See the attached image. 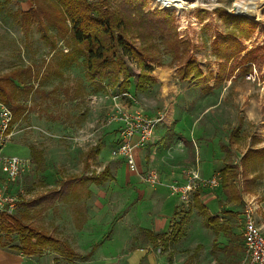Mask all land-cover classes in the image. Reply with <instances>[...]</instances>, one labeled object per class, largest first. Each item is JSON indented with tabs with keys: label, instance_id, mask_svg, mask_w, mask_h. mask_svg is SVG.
Segmentation results:
<instances>
[{
	"label": "rangeland",
	"instance_id": "rangeland-1",
	"mask_svg": "<svg viewBox=\"0 0 264 264\" xmlns=\"http://www.w3.org/2000/svg\"><path fill=\"white\" fill-rule=\"evenodd\" d=\"M236 2L252 3L255 0H183L182 4L171 3L172 6L169 7H164L159 0H149L145 10L164 8L174 13L175 30L171 31L170 36L165 40L156 37L157 56L161 64L149 63L152 66V75L158 71H167V84L164 85L158 79L159 81L149 86L146 91H135L134 84L139 68L133 61L123 57L132 76L129 89L126 93H121L106 80L103 82L106 86L105 90H95L94 85L86 79L85 67L81 59L69 67L57 70L58 61L63 53L70 50L67 44L70 43L69 34L60 35L49 27L47 36L55 39L52 46L41 37L44 30L35 18H31L26 24L21 17L22 14L20 15L22 11L31 9L39 14L38 17L43 25L48 26V20L62 24L63 22L56 19L63 13L52 0H0V44L3 53L8 57L3 59L4 64H0V75H8L14 72L15 68L26 70L28 58H32L31 67L36 77L27 81L33 86L31 94L20 99L22 104L30 106L29 111L14 122L13 134L2 149L4 155L25 157L29 160V169L23 173L24 175L10 182L13 184L12 188H19L18 196L22 198L37 196L46 188L57 186L61 175L84 171L86 160L84 152L98 140L103 142L106 151L89 162L86 172L101 171L108 162L114 179L108 180L105 185L99 187L87 182L82 184L85 188H155L148 184H140L139 167L138 173L131 172L124 164L125 161L116 159L119 157L113 158L111 155L121 125L116 121L108 122L116 105L127 111H141L149 116L154 113L163 114L167 108L174 107L177 114H185L183 123L190 125L192 136L196 133L200 138L199 141L203 143L208 140L214 144L223 142L231 148V158L235 161H239L248 148L264 146V5L259 9V18L254 17L257 26L250 37L241 38L243 49L236 57H231L225 62L216 58L213 53L214 37L216 33L224 32V24L214 15L199 18L195 14V10L199 7H226L228 12L233 11L232 6ZM67 30L66 27L64 31ZM172 38L189 43L190 53L197 58L200 69L206 76L215 74L223 65V71L228 77L224 75L219 85L208 92H205L204 84L178 80L176 69L182 60L172 59V56L164 50L166 43ZM132 41L138 47L142 46L137 37H133ZM29 50H32L31 56L27 53ZM20 52H26L28 56L25 55L26 53L21 55L23 58L20 56V59L22 58L23 63L15 67L9 62H17L19 58L17 53ZM248 52H253L254 59L246 61ZM245 67H248V70L243 74L242 69ZM53 71H58L59 76ZM47 72H51V75L49 73L47 75ZM15 77L13 76V79ZM211 78L217 77L211 75ZM208 83L211 85L212 80ZM237 127L239 144L230 147L227 145L229 135ZM29 145L35 146L44 156V161L39 163L38 169L33 166ZM218 151L220 155L223 154L222 150ZM259 169L264 175V169L260 167L256 172ZM249 172L254 173V170ZM133 177H135L134 181ZM246 189H253L255 193L244 195L247 198L243 206L246 202H250L255 206V221L258 210L259 216L264 219V210L261 208V204L264 207V188ZM134 203L135 201L130 203L134 208L132 214L130 208H125L115 214L116 219L124 216L126 220L130 217L137 220L138 206H136L137 202L136 205ZM187 206H184L180 212H187ZM241 208L242 205L239 207L240 213ZM62 213L68 212L64 210ZM55 216L56 212L52 210H48L44 215H35L36 221L41 224L37 225L42 228L43 224H52ZM241 216L239 215L235 220L239 225L232 229L238 235H242ZM256 224L264 234L262 226L257 221ZM131 229L135 232L133 226ZM212 237L211 233L209 239L206 234L200 237L203 244L201 248H194L192 236L177 242L174 245L173 255L175 264H243V253L222 251L218 249L219 247L213 249ZM138 243L139 241L136 240L134 245L137 246ZM218 244H224L219 237Z\"/></svg>",
	"mask_w": 264,
	"mask_h": 264
},
{
	"label": "trees",
	"instance_id": "trees-1",
	"mask_svg": "<svg viewBox=\"0 0 264 264\" xmlns=\"http://www.w3.org/2000/svg\"><path fill=\"white\" fill-rule=\"evenodd\" d=\"M52 1L63 13L61 17L56 19L63 22L62 24L48 20V26L43 25L38 17L39 14L31 9L22 13L21 17L25 23H29L31 18H35L44 30L41 37L51 45H54L55 39L47 36L49 27L60 35L69 34L68 40H70V43L67 44H69L70 50L63 53L62 58L58 61L57 70L62 67H69L81 59L85 67L86 79L94 85L95 90H105L106 86L103 82L106 80L108 84L116 87L119 92L126 93L131 85L130 78L132 76L130 69L123 61V57H127L139 68L134 84L135 91L144 92L149 86L157 83V79L151 73L152 66L149 63L161 64V60L157 56L156 37L165 40L170 36V32L175 30L173 12H168L164 8L145 10L149 0ZM195 14L199 18L214 15L224 24V32L216 33L213 40V53L216 58L223 59L224 62L240 53L243 49L241 38L248 39L257 26L256 21L243 15L231 14L226 7H199L195 10ZM66 27L68 32L64 31ZM133 37H137L142 46L138 47L132 41ZM164 50L172 56V59L182 60V63L176 69L178 80L204 84L205 92L211 91L219 85L225 75L223 65H221V70L218 69L215 74L211 73L206 76L200 69L197 58L190 53L187 41L172 38L166 43ZM252 54L253 52L246 54V61L254 59ZM247 70L248 67L243 68L242 73L244 74ZM14 73L19 74L20 71L16 72L14 70V72L9 73L12 76L9 74L0 75V102L11 111V125L24 111L22 104L15 102V100L26 95L33 88L32 84L27 85L26 81L14 80ZM211 75L217 78L213 79ZM210 80H212L211 85L208 83ZM11 125L7 132L11 129ZM237 131L238 127L229 135L227 145L230 147L239 144L238 138L240 136ZM221 146L226 151V155L229 156L231 153L230 148L226 145ZM101 148L102 143L100 141L88 148L84 152L86 159L84 171L79 176H68L67 180L61 181L59 189L50 190L32 200H19V208L12 213L0 212V241L7 239L9 242H17L16 250L25 255L37 253L45 248L59 250L62 246L70 257L81 258L70 251L56 236L40 229L37 224L30 220L29 209L39 205L38 213H40L45 205H50L56 199L58 200L61 196H64L67 188H71L74 183L81 185L90 180L97 184H103L109 176L108 168L104 167L102 171L93 173L90 176L84 174L88 167L89 158L96 155ZM30 154L34 156L32 160L34 167L37 166L38 168L39 162L35 158L40 157V151L30 148ZM258 167H264V146L248 148L241 155L238 163L227 162L223 164L218 170L220 175L219 184H221L227 203L242 205L241 192L254 184L256 180L254 175L249 177V171H255ZM193 205L201 213L204 226L212 229L215 233L212 248H218V237L222 233L227 241L220 250L238 254L244 252L245 257L243 237L232 231L234 226L239 225L235 220L240 215V211L224 210L221 217L213 216L200 205L197 194L193 196ZM186 219L185 215L179 217L178 220L172 223L168 232L155 234L147 231L146 235L154 246L162 248L163 246L173 245L184 237ZM240 225L242 227V224ZM240 238H242V242Z\"/></svg>",
	"mask_w": 264,
	"mask_h": 264
},
{
	"label": "crops",
	"instance_id": "crops-1",
	"mask_svg": "<svg viewBox=\"0 0 264 264\" xmlns=\"http://www.w3.org/2000/svg\"><path fill=\"white\" fill-rule=\"evenodd\" d=\"M27 11L28 9L22 11L20 15ZM2 50L3 47L0 44V64H4V58H8ZM25 53H17L19 57L18 61L9 63L18 67L17 64L23 63V56L21 55ZM27 53L31 56L32 50H29ZM27 53L25 54L26 56H28ZM20 56L22 57L21 59ZM28 59L29 63H27L26 70H22V68L20 70L14 69L16 72L20 71L19 74H15L14 80L21 79L26 81L27 85L31 84L28 83L29 79L34 80L36 78L35 71L31 67L33 59ZM48 73L51 75V72H47V75ZM53 73L59 76L58 71H53ZM153 75L157 78V81L160 80L164 85L167 84L166 70L158 71ZM32 89L26 95H30L33 91ZM23 96L17 98L15 102L22 104L20 99ZM22 106L24 108L23 114L18 116L15 122L29 111L30 106L28 107L24 104ZM159 114L161 113H154L150 116ZM161 115L163 116V120L156 125L151 141L144 148L135 150V158L140 172L148 168L157 170L161 183L154 186L155 188H85L83 185L87 182L99 187L105 185L108 180L114 179L110 164L107 162L104 167L108 168L109 176L103 184H97L90 180L85 181L83 185L81 184L82 186L79 183H74L71 188H67L64 196H61L58 200L56 199L50 205H45L43 211L40 213H38L39 205L33 209H29L30 220L35 224H40L36 221L35 215H44L48 210L56 212L52 224H43L42 228L38 227L56 236L70 251L81 258L70 257L62 246H60L59 250L45 248L37 253L25 255L16 250L17 242H9L7 239H2L0 241V264H175L173 255L176 243L167 247L163 246L162 248L154 246L146 234L147 231L155 234L168 232L172 223L182 215H185L187 219L185 235L179 241L192 236L195 241H193L194 248H201L203 244L200 237L206 234L209 239L211 233L213 234L212 238H214L215 233L212 229L204 226L201 213L193 205V196L197 194L200 205L213 216L217 215L221 217L224 214L222 213L224 210H239L241 205H232L226 202L221 184L214 188H200L190 192L186 202L181 200L179 192H171L167 184L176 183L184 185L188 180L187 170L190 168H196L203 177H210L218 173L223 164L227 162L238 163L239 161L232 160L231 153L229 156L226 155V151L221 146L225 145L223 142L214 144L211 140H208V142L203 143L199 141L200 138L197 137L196 133L192 136L190 125L183 123L185 114H177L174 107L167 108ZM178 121L179 123H177ZM182 126L185 127L182 128ZM117 137L118 132L116 139ZM98 141L102 143V148L96 155L89 158L88 166L94 157L101 156L106 151L103 142L101 140ZM30 148L36 149L33 145H29L28 149L30 150ZM218 150H222L223 154L220 155ZM31 158L33 160L34 156ZM35 159L40 163L44 161V156L40 154V157ZM116 159L124 162L121 157ZM261 168L264 169V167ZM98 172L100 171L91 170L89 173L85 171L84 174L85 176H90ZM81 173L82 171L80 173L61 175L57 182L58 185L46 188L42 194L53 189H59L61 181L67 180L68 176H79ZM253 175L256 177V180L249 188H264V175L260 169L258 172L255 170L254 173H250L249 177ZM132 180L134 181L135 177ZM138 180L141 182V185H147L140 178ZM261 181L263 182L261 183ZM5 185L9 187L7 189L10 192L17 193L19 191V188H12L11 185L13 184H10L6 180L5 175L0 172V187ZM239 187L241 188V185ZM250 192L255 193L253 189L248 190L246 188L241 192L243 202L247 198L244 195L251 194ZM37 196L20 197L19 200H32ZM131 201H135V205L137 202V220H133L131 217L129 220H126L123 215L122 218L116 219L115 214H118L125 208H130L132 214L134 208L130 206ZM18 206L19 203L16 209L19 208ZM184 206H187L188 213L180 212ZM261 208L264 210L262 204ZM64 210H67L68 213H62ZM258 211L255 214L256 221L264 229V219L259 216ZM132 226L135 232L131 229ZM219 239L221 242L224 241V244L218 245L220 249L226 244L227 240L222 233L219 235ZM136 240L139 241L137 246L134 245Z\"/></svg>",
	"mask_w": 264,
	"mask_h": 264
},
{
	"label": "built area",
	"instance_id": "built-area-1",
	"mask_svg": "<svg viewBox=\"0 0 264 264\" xmlns=\"http://www.w3.org/2000/svg\"><path fill=\"white\" fill-rule=\"evenodd\" d=\"M164 7L170 5L163 4ZM108 118V122L121 123L118 137L111 150L113 157H122L129 171L138 173L135 150L144 148L151 141L156 125L162 120L161 114L149 116L141 111H127L120 105ZM12 114L10 109L0 102V172L5 175L8 182L17 180L29 169V160L25 157L7 156L2 149L11 138ZM11 125V129L7 132ZM188 180L184 185L176 183L167 184L171 192H179L181 200L187 201L190 192L199 188H214L220 183V175L215 173L210 177H203L196 168L187 170ZM140 179L150 185L161 183L156 169L148 168L140 172ZM8 187H0V212L12 213L15 211L19 196L18 193L9 192ZM255 206L246 202L242 207V237L245 249L243 264H264V234L257 226L254 218Z\"/></svg>",
	"mask_w": 264,
	"mask_h": 264
},
{
	"label": "bare ground",
	"instance_id": "bare-ground-1",
	"mask_svg": "<svg viewBox=\"0 0 264 264\" xmlns=\"http://www.w3.org/2000/svg\"><path fill=\"white\" fill-rule=\"evenodd\" d=\"M162 2V4L171 5V3L175 4H182L183 0H159ZM264 5V0H255V2L252 3H240L236 2L232 6V10L237 13H244L248 16H253L259 18V9L260 7Z\"/></svg>",
	"mask_w": 264,
	"mask_h": 264
},
{
	"label": "water",
	"instance_id": "water-1",
	"mask_svg": "<svg viewBox=\"0 0 264 264\" xmlns=\"http://www.w3.org/2000/svg\"><path fill=\"white\" fill-rule=\"evenodd\" d=\"M229 12L231 13V14H239V15H245V16H247L248 18H250V19H253V20H256V18H254V17H250V16H248V15H246V14H244V13H237V12H233V11H231V10H229Z\"/></svg>",
	"mask_w": 264,
	"mask_h": 264
}]
</instances>
